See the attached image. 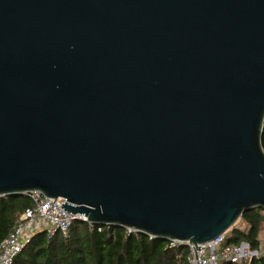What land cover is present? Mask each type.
<instances>
[{
  "label": "water",
  "instance_id": "95a60500",
  "mask_svg": "<svg viewBox=\"0 0 264 264\" xmlns=\"http://www.w3.org/2000/svg\"><path fill=\"white\" fill-rule=\"evenodd\" d=\"M263 120L264 0H0V196L195 248L264 209Z\"/></svg>",
  "mask_w": 264,
  "mask_h": 264
},
{
  "label": "trees",
  "instance_id": "16d2710c",
  "mask_svg": "<svg viewBox=\"0 0 264 264\" xmlns=\"http://www.w3.org/2000/svg\"><path fill=\"white\" fill-rule=\"evenodd\" d=\"M260 145L264 153V120ZM30 206V200L24 195L0 196V243ZM239 221L244 229L230 228L223 234L222 245L245 242L252 250H257L263 231L264 209L244 212ZM186 250L183 245L169 247L166 241L149 239L137 232L128 233L124 228L73 220L66 236L55 232L47 237L42 230L34 232L11 264H187ZM243 264L263 263L261 258H253Z\"/></svg>",
  "mask_w": 264,
  "mask_h": 264
},
{
  "label": "built area",
  "instance_id": "2783aa9c",
  "mask_svg": "<svg viewBox=\"0 0 264 264\" xmlns=\"http://www.w3.org/2000/svg\"><path fill=\"white\" fill-rule=\"evenodd\" d=\"M26 197L30 200L31 206L22 212L10 232L0 243V264H11L15 255L20 252L36 231L42 230L47 237L52 236L55 232L66 236L69 225L75 218L60 208V205L64 203L62 198H55L51 202L36 191L27 193ZM222 241L223 235H220L207 243L197 245L195 247L199 248L197 251L191 245L173 240L168 244L169 247L176 245L186 247L185 260L187 264H218L219 262L243 264L253 258H261L264 264V247L252 250L245 242L223 246Z\"/></svg>",
  "mask_w": 264,
  "mask_h": 264
},
{
  "label": "rangeland",
  "instance_id": "374dc122",
  "mask_svg": "<svg viewBox=\"0 0 264 264\" xmlns=\"http://www.w3.org/2000/svg\"><path fill=\"white\" fill-rule=\"evenodd\" d=\"M231 228H237L239 230H243L244 229V224L241 221H239V219H238ZM262 230L263 231L261 232L260 243L264 244V224H263V229Z\"/></svg>",
  "mask_w": 264,
  "mask_h": 264
},
{
  "label": "crops",
  "instance_id": "0c3cea01",
  "mask_svg": "<svg viewBox=\"0 0 264 264\" xmlns=\"http://www.w3.org/2000/svg\"><path fill=\"white\" fill-rule=\"evenodd\" d=\"M259 242H260V240H259ZM262 245V246H261ZM261 246V248H263L264 247V244L263 243H260L259 244V247Z\"/></svg>",
  "mask_w": 264,
  "mask_h": 264
}]
</instances>
